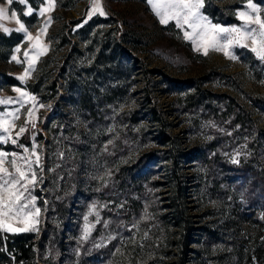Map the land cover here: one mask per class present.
<instances>
[{"label":"rangeland","instance_id":"rangeland-1","mask_svg":"<svg viewBox=\"0 0 264 264\" xmlns=\"http://www.w3.org/2000/svg\"><path fill=\"white\" fill-rule=\"evenodd\" d=\"M51 3L40 15L49 0H0V101H13L0 103L3 167L15 175L13 159L28 171L24 158L35 161L34 148L39 156L21 201L39 215L8 221L27 231L0 229L9 260L0 264H260L264 60L251 50L258 45L205 54L197 36L186 38L193 29L183 17L161 23L165 9L157 15L153 0ZM96 3L105 15L93 13ZM240 12L264 20V0H202L198 9L224 28L243 27ZM12 13L27 32L17 31ZM239 165L263 180L256 190ZM23 235L28 259L7 247Z\"/></svg>","mask_w":264,"mask_h":264},{"label":"snow or ice","instance_id":"snow-or-ice-1","mask_svg":"<svg viewBox=\"0 0 264 264\" xmlns=\"http://www.w3.org/2000/svg\"><path fill=\"white\" fill-rule=\"evenodd\" d=\"M21 3H25L26 0H20ZM11 4L12 0H8ZM52 7L51 0H49L48 7L41 9L40 15H44L45 12L49 11ZM202 7V0H153V10L160 15V10L165 9L164 15L161 18V23H167L169 19L179 20L183 17L185 24H188L192 29V33H185L186 38L192 39L193 36L198 37V48L203 47L204 53L207 54L208 48H214L217 51H224L225 55H229L228 49L233 45H240L241 47H246V41L251 40L253 45H258V47H253L251 50L256 53V55L264 60V20H261L260 16L257 15L253 18L252 15L246 12H240L239 17L241 20L245 21L243 27H232L224 28L215 25H210L204 22V18L198 15V9ZM248 8L252 12H258V9L251 2L248 4ZM99 13V15H105L103 9L98 3L93 6V13ZM32 9L29 8L26 14H31ZM12 18L16 19V14L12 13ZM0 19H7V12L5 9L0 8ZM16 23L19 25L17 31L27 32L25 25L16 19ZM255 23L259 25V31L254 28H249L248 24ZM5 32L8 31L7 28L3 29ZM27 39L31 41L33 39L31 33H27ZM197 43V41H194ZM40 44L37 38L34 47H38ZM19 51V49H17ZM46 49H41L37 55L42 54ZM24 56L26 59L29 58V53L25 52ZM230 58H235L231 57ZM13 60H17L14 56ZM20 63L19 60H17ZM32 61H30L31 63ZM30 69L25 70V75H28ZM19 79L23 80L24 77L21 76ZM15 91L20 92L21 97L27 95V93L22 92L20 89H15ZM30 100H35V97H29ZM11 100L0 101V103H12ZM12 116H16L15 113H10ZM29 117L33 116V112L29 111ZM32 127L35 128L36 125L33 123ZM5 132L9 131L8 127L4 128ZM26 129L21 127L19 129L20 133L25 132ZM27 151V149H25ZM5 153L0 152V229L6 232L14 231H27L28 228L15 229L8 224L10 219H16L18 222H27L28 218L35 217L39 215V209L32 211L29 209L28 203H21L24 198V193L27 192L28 185L34 184L36 181L35 172L31 171V165L33 163L39 165V156L35 151H32V156H35V161L25 159V163L28 166V171H25L23 166H17L16 160L13 159L11 164L15 170V175L9 172L7 168L3 167ZM29 173H31L29 175ZM38 221L33 220V227ZM87 232V229H86Z\"/></svg>","mask_w":264,"mask_h":264},{"label":"trees","instance_id":"trees-1","mask_svg":"<svg viewBox=\"0 0 264 264\" xmlns=\"http://www.w3.org/2000/svg\"><path fill=\"white\" fill-rule=\"evenodd\" d=\"M207 95L208 94L200 97V99L201 100L202 99H207L208 98ZM230 106H233V105H230ZM260 106L264 110V103L261 104ZM234 108L235 107H230L229 109L232 110V111H234V112H236L234 110ZM238 111H241V110H238ZM238 111L236 112L237 118L240 119V120L241 119H244V120L247 121L248 120V114H246L245 112H240L239 113ZM166 136H167V134L166 133H163V137H164V139H166V140L163 141V143H166V142H168L167 140H170V137H166ZM175 148L176 147H175L174 143L172 142V145L170 147V150L166 151V153H168V154L171 153L172 150H174ZM146 158L149 159L150 156L147 155ZM235 169H236L235 171L237 173H239L240 176H243L242 178H248V177L249 178H253V180H252L253 183L251 184V186L254 187V190H256L257 184L259 182H262L263 181L258 176L253 175V172L254 171H252V169H249V167H247L245 165L244 166H242V165L236 166ZM30 244H31L30 243V237H28L26 235H23V236H15V237H12V238L9 239V241L7 243V247H8V249L10 251L11 250L17 251V254H18V258L19 259L20 258L28 259V258H31L32 255H33ZM257 256L259 257L260 264H264V253H262V252L258 253V251H257ZM0 258L3 259V260H8L6 258V256L4 254H1V253H0Z\"/></svg>","mask_w":264,"mask_h":264}]
</instances>
